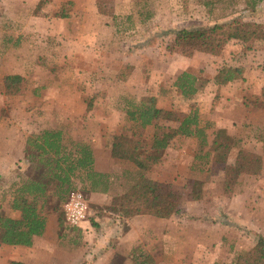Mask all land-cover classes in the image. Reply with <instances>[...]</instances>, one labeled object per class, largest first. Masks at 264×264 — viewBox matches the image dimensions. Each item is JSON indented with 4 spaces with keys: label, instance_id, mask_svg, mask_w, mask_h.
<instances>
[{
    "label": "rangeland",
    "instance_id": "1",
    "mask_svg": "<svg viewBox=\"0 0 264 264\" xmlns=\"http://www.w3.org/2000/svg\"><path fill=\"white\" fill-rule=\"evenodd\" d=\"M244 1L0 0V214L10 212V183L38 172L26 161L25 141L43 128L60 130L64 142L89 136L99 149L108 147L112 134L148 148L155 128H141L124 110L153 97L178 120L195 109L207 141L217 128L233 140L220 163L209 156L195 160L193 136L175 135L158 152L143 173L179 196L177 213L159 222L146 217L129 224L108 209L137 175L124 159L108 164L109 193H90L72 177L87 204L77 226L65 222L62 201L49 188L42 208L46 234L30 246L0 244V264H134L143 249L156 264H242L255 238L264 237V42L229 40L212 54L168 45L178 29L233 17L264 26V1L252 9ZM64 2L67 16L59 17ZM238 63L242 78L213 83L218 67ZM181 71L197 79V91L187 97L173 85ZM8 74L20 76L13 94L4 92ZM238 149L259 154L262 167L238 176L224 192Z\"/></svg>",
    "mask_w": 264,
    "mask_h": 264
},
{
    "label": "trees",
    "instance_id": "2",
    "mask_svg": "<svg viewBox=\"0 0 264 264\" xmlns=\"http://www.w3.org/2000/svg\"><path fill=\"white\" fill-rule=\"evenodd\" d=\"M262 1L264 0H245L244 4L252 9ZM65 4L69 2L61 4L57 12L59 17L67 16ZM38 6L39 3L36 7ZM229 40L239 43L250 40L264 42V26L254 21H243L233 17L231 20L204 27L181 28L174 32L168 48L181 46L191 51L212 54L220 50L223 42ZM260 68L264 70V54ZM242 74L243 67L240 63L223 64L212 76L213 83L219 86L242 78ZM196 80L191 73L181 71L176 75L173 85L182 96L187 97L197 91ZM19 82L18 74L4 75V92L15 93ZM124 112L128 120L141 128L151 125L156 132L153 133L148 148H142L139 140L135 138L122 134L111 135L110 156L131 162L136 167L137 175L122 193L111 198L108 209L119 213L122 217L148 214L157 218H169L178 211V194L170 190H161L155 180L146 177L143 173L157 161L158 152L164 149L175 135L193 136L198 146L194 159L199 160L209 156L211 161L220 163L225 161L233 140L224 128H217L210 141H207L205 125L199 124L200 120L195 109L188 111L178 120L174 111L155 106L153 97L141 98L137 104L126 106ZM158 121L178 123L175 126L159 125ZM25 144L28 149L25 155L26 161L33 168L38 169V172L22 177L16 175L18 179L10 183L14 189L9 207L17 210L19 215L14 218L0 214V244L30 246L32 237L42 234L45 225L42 208L47 200L49 188H53V195L62 202L68 192L75 189L71 180L73 176L80 177L88 191L105 192L108 189V175L92 169L89 143L80 139L64 142L60 130L42 129L37 134L28 136ZM203 147H205L204 151H202ZM261 167L259 154L238 149L231 165V173L222 183L223 191L229 192L238 176L256 175ZM138 254L141 253L138 251ZM151 262L147 254L136 260V264H151ZM6 264L25 263L10 259ZM242 264H264L263 236L255 238L252 246L246 251Z\"/></svg>",
    "mask_w": 264,
    "mask_h": 264
},
{
    "label": "crops",
    "instance_id": "3",
    "mask_svg": "<svg viewBox=\"0 0 264 264\" xmlns=\"http://www.w3.org/2000/svg\"><path fill=\"white\" fill-rule=\"evenodd\" d=\"M50 128L54 129L55 127H50ZM43 129H48V128H43ZM71 139H76V138H72L71 137ZM78 139L83 140L86 143H89V145H90V150H91V154H92V169L94 171H96V172L105 173L109 177V174L107 173L108 170H109L108 169V167H109L108 164H109V162L111 160H113V157H111L110 153H109V144H108V147L106 149L105 148L99 149L96 146H94V142L92 141V139L89 136L80 137ZM21 152H22V149H21ZM90 193H93V192L90 191ZM103 193H109V190H106ZM18 215H19V212L17 210H12L10 208V212H9V214L7 216L16 218V217H18ZM146 217L153 218V219H155L156 222L162 221V218H157V217H154V216H151V215H148V214H138V215L129 216L128 217L129 221H127V222L129 224H131L132 222H140V221H142V219L145 220ZM128 218L126 220H128ZM164 219H166V218H164ZM46 228H47V226H46V217H45L44 231L42 232L41 235L32 237L31 245L34 244V242H35V240L37 238L39 239L43 235L46 234ZM10 246H21V245H10ZM142 251L145 252L151 258V260H152L151 264H156L153 256L148 251H145L144 249ZM133 259H134V257H133ZM133 262H134V264H136V259Z\"/></svg>",
    "mask_w": 264,
    "mask_h": 264
},
{
    "label": "built area",
    "instance_id": "4",
    "mask_svg": "<svg viewBox=\"0 0 264 264\" xmlns=\"http://www.w3.org/2000/svg\"><path fill=\"white\" fill-rule=\"evenodd\" d=\"M61 210L64 220L68 225H79L87 211V204L83 193L79 189L69 191L62 202Z\"/></svg>",
    "mask_w": 264,
    "mask_h": 264
}]
</instances>
